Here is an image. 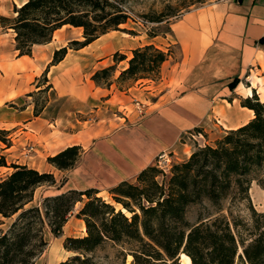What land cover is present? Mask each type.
<instances>
[{
	"label": "trees",
	"instance_id": "trees-1",
	"mask_svg": "<svg viewBox=\"0 0 264 264\" xmlns=\"http://www.w3.org/2000/svg\"><path fill=\"white\" fill-rule=\"evenodd\" d=\"M123 5L122 0H28L15 8L13 18H0V35L12 30L19 57H31L34 46L51 43L63 27L81 28L83 41L73 40L54 52L44 73L49 83L50 68L60 64L70 50H82L110 32L121 31L130 20L139 23ZM176 16L172 9L143 15L142 24L166 23L168 33L173 34L170 19ZM159 35L154 30L148 32L150 39ZM131 54L115 53L114 65L97 70L92 76L94 83L107 89L117 83L122 90L140 81L156 82L162 66L172 57L171 49L165 51L154 43L137 47ZM123 61L128 65L114 80ZM238 80L230 86L235 88ZM241 105L254 112L246 125L228 131L213 145L199 147L187 159L173 163L168 172L158 165L148 166L134 183L124 181L111 188V201L90 188L68 190L34 204L37 189L56 185L55 176L26 165L8 164L0 152V168L13 169L0 180V216L12 219L6 230L0 229V264H33L48 245L46 230L55 237L63 236L79 203L82 207L76 217L84 221L86 234L65 239V248L74 256L59 264H107L93 256L107 242L127 246L132 264H180L183 254L192 264H264V213L252 206L250 220L235 215L231 207L224 213L228 199L250 202V176L264 164V102L254 89L251 97L241 99ZM45 108L35 103L34 116L39 117ZM10 134L0 130V142L10 146ZM84 153L80 145L69 146L48 162L66 171L73 169ZM161 176L165 178L160 180ZM205 203L215 213L191 223L189 207Z\"/></svg>",
	"mask_w": 264,
	"mask_h": 264
},
{
	"label": "crops",
	"instance_id": "crops-1",
	"mask_svg": "<svg viewBox=\"0 0 264 264\" xmlns=\"http://www.w3.org/2000/svg\"><path fill=\"white\" fill-rule=\"evenodd\" d=\"M27 1L0 0V18L15 16V8H20ZM69 28L65 26L58 30L51 43L34 46L33 53L35 54V49H48L49 62L56 50L65 47L71 40L79 39L76 36L68 38L69 30L62 32ZM171 28L176 43L182 49L181 61L151 86L144 82L140 87L136 84L128 91H121L117 83L110 89L98 87L94 83L93 74L114 65V62L110 63V58H97L99 60L95 62L96 65L90 68L83 65L84 59L91 55L93 44L110 33L82 50H70L60 64L53 66L49 84L63 100L62 110L54 121L56 124L62 122L64 129H70L65 123H70L72 127H76L73 125L74 121L81 124L76 131H63L60 134L57 130L48 128L49 124L54 126L52 120L34 116V105L30 100L32 97L24 100V109L15 110L13 116L7 119L11 112H6V104H16L24 94L19 80L6 78L5 69L13 74L17 71L16 63L28 64V61L34 59L23 56L14 61H6V58H12L16 50L11 44L12 52L6 56L2 44L6 37L14 42L15 33L12 30L2 32L0 130L13 132L16 124L22 123L35 131L34 134L24 132L30 136L11 138L10 146H0V152L6 157L8 164L26 165L40 172L51 173L57 180L63 177L66 184L59 187L54 195L73 189L84 191L95 188L103 196L121 182L134 183L142 170L155 164L159 154L176 149L184 132L199 129V134L203 136L214 134L215 143L228 131L236 130L251 121L254 112L242 107L241 99L251 97L255 89L264 102V96L260 94L261 86L264 92L263 82H255L251 75L250 86L243 87L241 92L230 97L229 67L231 65L233 69L231 75H236L234 79H240L242 75L252 71L260 74L258 80H264V0H222L206 4L187 12ZM72 29L81 30L74 27ZM58 33H62L60 36L63 41L57 43L55 38ZM92 56L94 59L99 57L94 54ZM127 65V61L118 64L117 72ZM16 73L20 76L18 71ZM36 77L35 73L32 81ZM225 77L226 87L220 89ZM39 89L41 88L35 87V91ZM236 89H240V84ZM31 91L32 87L29 86L23 92L28 94ZM142 99L149 104L148 115L144 120L137 122L135 115L127 112L118 117L119 110L134 107L132 102ZM47 110L48 108L44 113ZM81 113L93 114L91 118L95 120V125L85 128L84 124L90 123L91 118L84 121L76 119L77 114ZM29 141L34 146V151L30 153L22 146ZM74 145L82 146L85 153L73 169L60 171L48 162L49 157ZM181 151H185V148ZM194 151L195 149L187 156L184 155L180 161L187 159ZM12 171L9 167L0 168V180ZM1 220L5 227L7 220L12 221L2 217ZM77 220L83 222L85 228L84 221ZM66 227L67 225L64 231ZM79 236L80 234L75 233L67 235Z\"/></svg>",
	"mask_w": 264,
	"mask_h": 264
},
{
	"label": "rangeland",
	"instance_id": "rangeland-1",
	"mask_svg": "<svg viewBox=\"0 0 264 264\" xmlns=\"http://www.w3.org/2000/svg\"><path fill=\"white\" fill-rule=\"evenodd\" d=\"M124 2L125 8L128 10L129 14L132 16V18L139 23H135L134 21L130 20L128 24L121 26V31H113L110 32V35L103 37V39L95 42L93 44V47L91 48V55L86 57L84 59V64L87 67H94V64L97 60V58L101 59H107L110 58V63L114 62L113 56L115 53H120L122 55H125L127 57H131V51L135 47H140V45L143 44H149L154 43L156 46L160 47L161 49L167 51L168 49H171L172 51V57L168 60V62L162 67L161 70V76L160 79H162V76L165 75L168 70H171L172 67L176 64H178L181 61L182 58V49L179 43H176L175 38L172 34L168 33V25L166 23H163L162 25L156 24V23H148L146 22V25L144 26L142 22H144L145 19L142 18L143 15H151L154 16L156 14H159L161 12L169 13L170 10H174L175 14L178 16L172 17L170 19L171 25L175 23L176 21L183 18V16L189 12L190 10L206 5L215 3L222 0H122ZM12 16L11 18H13ZM123 29L130 30L135 32L136 35H131L123 31ZM67 31V37L70 38L72 36H76L79 39L74 40H80L83 41V30H74L72 27L69 29H65L62 31L63 33H66ZM157 31L160 35L155 39H150L148 37V32L151 31ZM172 30V28H171ZM72 32L74 34H72ZM80 32V33H78ZM62 33H58L56 35L55 41L61 42L62 38L60 36ZM3 42L2 47L5 48V55L9 56L12 52L11 44L15 47V40L14 42L9 38ZM15 38V36H14ZM54 39V38H53ZM63 41V40H62ZM72 41V40H71ZM69 41V42H71ZM69 42L66 46H68ZM35 54L32 53V56L34 61H28L29 63H16V68L20 76L17 75V71L13 74H9L8 70L6 71V78L10 80H19L21 92L24 94L22 98L16 101V104L8 103L6 104V112L10 113V117H7V119H10L13 116V113L15 110L24 109L23 103L24 100L28 97H32L30 100H32V103L35 107V103L39 108L46 106L48 110L46 113H43L40 115L42 119H48L49 121L52 120L54 123L53 125L48 126L51 130H57L58 134L62 133L63 131L66 132H73L76 131L80 127V123L77 121H74L73 125L76 127H72L70 123H65V126H69L70 129L63 128L62 122L55 123L54 118L58 117L62 110L63 100L60 99L56 91L52 88H47L49 86V83H46L45 81V71L48 68L49 64L51 63L52 59L48 62V49L44 48L39 51V49H35ZM73 51V50H71ZM34 52V48H33ZM99 56L94 59V56ZM35 55V56H34ZM19 58V52L16 51V53L12 56V58H6V61H14L15 59ZM53 58V55H52ZM92 58V59H90ZM94 59V60H93ZM98 62V61H97ZM109 63V64H110ZM11 64L9 63L8 66ZM96 65V64H95ZM41 67H44L42 69ZM42 69V71H41ZM52 70V67L49 70V73L47 74V79L50 82V72ZM233 72V69L231 68V65L229 67V83L232 84L236 77V75H231ZM37 74V77L34 81H32V77L34 74ZM120 72H116L115 79L116 80L119 76ZM251 75L255 82H263L264 80H258L257 77H260L259 73L248 71V73L241 76V78L238 80L239 83L236 85L235 88H232L229 84V88L232 92V95L230 97H233L236 92H241V89L243 87H249V81L251 80ZM227 78L225 77L222 81L221 88L224 89L226 87V81ZM160 80L153 82V81H140L138 82L137 86L140 87V85L144 84V82L147 85H153L155 83H158ZM16 82V81H15ZM240 84V89H236L238 85ZM51 85V84H50ZM136 85V84H135ZM32 87L31 93L26 94L25 92L28 90V88ZM41 86L39 90L35 91V87ZM47 88V89H46ZM111 88V87H110ZM46 91H41L45 90ZM129 88L124 87L121 91H128ZM25 91V92H23ZM223 91V90H222ZM258 94V93H257ZM260 94L264 96V92L261 91ZM32 95V96H30ZM259 96V95H258ZM260 98V96H259ZM261 100V98H260ZM137 103H142L145 105L144 114L140 115L137 111ZM134 107H129L126 110L121 109L119 110L118 117H122L124 115V112H127L130 115H135V118L137 119V122H140L141 120H144L148 115V106L149 104L146 103L143 99L142 100H135L132 102ZM45 108V109H46ZM91 115L93 114H77L76 119L78 118L80 121L88 120L91 118ZM9 116V115H8ZM39 116V117H40ZM119 121V119H118ZM40 122H43V124L47 125L43 120ZM97 122V121H96ZM136 123V121L134 122ZM95 125V120L91 118V122L84 124L85 128H89ZM24 132H30L34 134V129L28 128L25 126V124H16V128L13 132H10V138L19 137V136H30L25 135ZM13 133V134H12ZM13 135V136H12ZM209 136V137H208ZM203 136L202 134H199L196 130L192 131H186L181 135L180 143L171 152H162L158 155L156 162L154 165L159 164L161 167L166 168L165 171L168 172L170 165L176 162H180L185 156L190 153L192 150H197L199 147H204L208 145V143H214L213 135ZM225 135L222 136V138ZM12 142V139H11ZM5 144L0 142V146H4ZM24 146L23 149H29L30 146H33L31 141L27 143ZM182 148H185V151H181ZM185 155V156H184ZM54 175V174H53ZM55 176V175H54ZM56 178V177H55ZM165 178V177H164ZM162 176L159 178L160 180L164 179ZM251 187L249 190V201H235L234 199H228L224 202L225 211L224 213L227 214V209L231 207L233 213L235 215L242 216L246 220H250L251 218V210L250 207L258 212V213H264V164L260 168L254 169L250 176ZM66 180L63 177H59L58 180L56 179V185L49 186L45 185L37 189L35 193V201L34 204H39L43 198L48 196H55L54 192L56 193L57 189L59 187H62ZM103 197L109 201H111V196L109 193H104ZM82 207V204H77L75 210L73 213L69 216V221L67 224V227L63 233V236L55 237L53 236L48 230H46L45 238L48 242V245L44 249V252L35 259L33 264H59L62 261H66L67 259L74 256L73 252L68 251L65 246L64 242L67 238V235L70 233L80 234L79 237H83L86 234V227L84 228L83 222L81 223L77 219V213L79 212L80 208ZM215 210L210 206L209 203H205V205H191L188 209L187 218L191 223H197L200 218L207 217L210 214H214ZM18 215H16L14 218H17ZM1 218V217H0ZM12 220V219H11ZM5 223H7V227L10 225L11 221L7 220ZM85 224V223H84ZM7 227L0 224V229L6 230ZM93 256L95 259L102 263L107 264H132L133 257L128 252V247L123 245H118L112 242H107L103 247L98 249ZM180 264H186L184 261H182V258L180 260Z\"/></svg>",
	"mask_w": 264,
	"mask_h": 264
},
{
	"label": "built area",
	"instance_id": "built-area-1",
	"mask_svg": "<svg viewBox=\"0 0 264 264\" xmlns=\"http://www.w3.org/2000/svg\"><path fill=\"white\" fill-rule=\"evenodd\" d=\"M144 109H145V105L142 104V103H137V111L140 115H143L144 114ZM34 151V146H30L29 149H28V152H33ZM161 169H166V168H163L161 167L159 164H157ZM171 166V165H170ZM170 168V167H169Z\"/></svg>",
	"mask_w": 264,
	"mask_h": 264
},
{
	"label": "bare ground",
	"instance_id": "bare-ground-1",
	"mask_svg": "<svg viewBox=\"0 0 264 264\" xmlns=\"http://www.w3.org/2000/svg\"><path fill=\"white\" fill-rule=\"evenodd\" d=\"M181 258L186 264H192L191 259L187 255L183 254L181 255Z\"/></svg>",
	"mask_w": 264,
	"mask_h": 264
}]
</instances>
